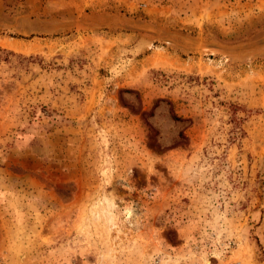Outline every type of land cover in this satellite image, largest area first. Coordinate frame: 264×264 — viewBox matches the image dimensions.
Instances as JSON below:
<instances>
[{
    "label": "rangeland",
    "instance_id": "374dc122",
    "mask_svg": "<svg viewBox=\"0 0 264 264\" xmlns=\"http://www.w3.org/2000/svg\"><path fill=\"white\" fill-rule=\"evenodd\" d=\"M263 46L264 0H0V264H264Z\"/></svg>",
    "mask_w": 264,
    "mask_h": 264
},
{
    "label": "bare ground",
    "instance_id": "6f19581e",
    "mask_svg": "<svg viewBox=\"0 0 264 264\" xmlns=\"http://www.w3.org/2000/svg\"><path fill=\"white\" fill-rule=\"evenodd\" d=\"M9 45L12 47V48H14V49H20V47L17 45V44H15V43H9ZM264 47V46H263ZM202 50V49H201Z\"/></svg>",
    "mask_w": 264,
    "mask_h": 264
}]
</instances>
